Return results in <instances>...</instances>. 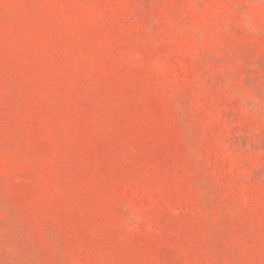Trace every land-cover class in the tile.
Masks as SVG:
<instances>
[{"label": "rangeland", "instance_id": "374dc122", "mask_svg": "<svg viewBox=\"0 0 264 264\" xmlns=\"http://www.w3.org/2000/svg\"><path fill=\"white\" fill-rule=\"evenodd\" d=\"M0 264H264V0H0Z\"/></svg>", "mask_w": 264, "mask_h": 264}]
</instances>
